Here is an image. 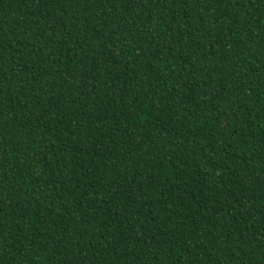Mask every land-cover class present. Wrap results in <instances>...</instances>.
<instances>
[{
  "label": "trees",
  "instance_id": "trees-1",
  "mask_svg": "<svg viewBox=\"0 0 264 264\" xmlns=\"http://www.w3.org/2000/svg\"><path fill=\"white\" fill-rule=\"evenodd\" d=\"M0 264H264V0H0Z\"/></svg>",
  "mask_w": 264,
  "mask_h": 264
}]
</instances>
